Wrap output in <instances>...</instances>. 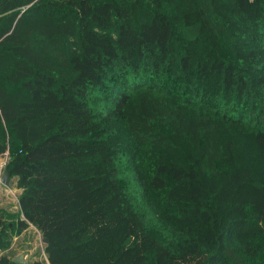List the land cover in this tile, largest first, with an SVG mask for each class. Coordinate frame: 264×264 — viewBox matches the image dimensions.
I'll use <instances>...</instances> for the list:
<instances>
[{
    "label": "trees",
    "instance_id": "trees-1",
    "mask_svg": "<svg viewBox=\"0 0 264 264\" xmlns=\"http://www.w3.org/2000/svg\"><path fill=\"white\" fill-rule=\"evenodd\" d=\"M5 154L0 251L264 264V0H0Z\"/></svg>",
    "mask_w": 264,
    "mask_h": 264
},
{
    "label": "crops",
    "instance_id": "crops-1",
    "mask_svg": "<svg viewBox=\"0 0 264 264\" xmlns=\"http://www.w3.org/2000/svg\"><path fill=\"white\" fill-rule=\"evenodd\" d=\"M7 159H9L8 154L0 156V208L9 213H17L19 210V201L17 199L21 191L17 189L15 179H10L9 186L3 183L6 172L5 168L2 169V166ZM21 219L23 220L24 218L21 216ZM3 255L9 260V264L49 263L44 252L43 238L34 227H29L19 235H15L12 247L8 250L0 251V261Z\"/></svg>",
    "mask_w": 264,
    "mask_h": 264
},
{
    "label": "water",
    "instance_id": "water-1",
    "mask_svg": "<svg viewBox=\"0 0 264 264\" xmlns=\"http://www.w3.org/2000/svg\"><path fill=\"white\" fill-rule=\"evenodd\" d=\"M3 183H4L5 185H7V186L10 185V176H9L8 173H5L4 178H3ZM22 218H24V217L22 216ZM48 242H49L48 239H43V243H44V244H48Z\"/></svg>",
    "mask_w": 264,
    "mask_h": 264
},
{
    "label": "built area",
    "instance_id": "built-area-1",
    "mask_svg": "<svg viewBox=\"0 0 264 264\" xmlns=\"http://www.w3.org/2000/svg\"><path fill=\"white\" fill-rule=\"evenodd\" d=\"M7 162H8V159L5 161V163L3 164V166H2V169H4L5 167H6V165H7ZM10 194H11V192H10ZM17 199V198H16ZM18 200V199H17ZM47 264H49V263H47Z\"/></svg>",
    "mask_w": 264,
    "mask_h": 264
}]
</instances>
